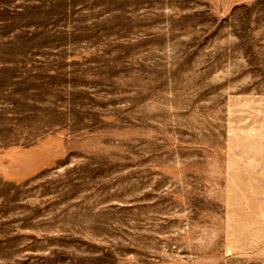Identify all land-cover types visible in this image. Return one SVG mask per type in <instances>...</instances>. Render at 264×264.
Segmentation results:
<instances>
[{
    "label": "rangeland",
    "instance_id": "rangeland-1",
    "mask_svg": "<svg viewBox=\"0 0 264 264\" xmlns=\"http://www.w3.org/2000/svg\"><path fill=\"white\" fill-rule=\"evenodd\" d=\"M0 264H264V0H0Z\"/></svg>",
    "mask_w": 264,
    "mask_h": 264
}]
</instances>
